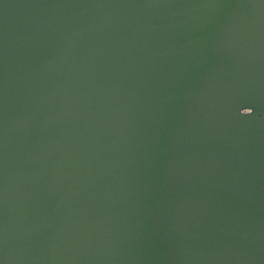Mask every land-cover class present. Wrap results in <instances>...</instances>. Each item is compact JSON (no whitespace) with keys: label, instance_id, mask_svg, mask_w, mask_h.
I'll return each mask as SVG.
<instances>
[{"label":"water","instance_id":"obj_1","mask_svg":"<svg viewBox=\"0 0 264 264\" xmlns=\"http://www.w3.org/2000/svg\"><path fill=\"white\" fill-rule=\"evenodd\" d=\"M0 264H264V0H0Z\"/></svg>","mask_w":264,"mask_h":264},{"label":"snow or ice","instance_id":"obj_2","mask_svg":"<svg viewBox=\"0 0 264 264\" xmlns=\"http://www.w3.org/2000/svg\"><path fill=\"white\" fill-rule=\"evenodd\" d=\"M248 108H251V107H248ZM252 109V108H251ZM252 112H253V109H252V111L251 112H249L247 115H251L252 114ZM246 115V116H247Z\"/></svg>","mask_w":264,"mask_h":264}]
</instances>
